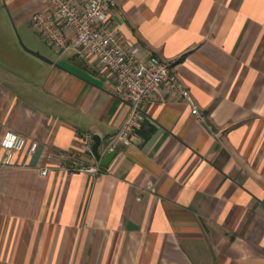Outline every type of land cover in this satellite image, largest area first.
Segmentation results:
<instances>
[{
    "label": "crops",
    "instance_id": "obj_1",
    "mask_svg": "<svg viewBox=\"0 0 264 264\" xmlns=\"http://www.w3.org/2000/svg\"><path fill=\"white\" fill-rule=\"evenodd\" d=\"M40 2L0 0V142H37L0 165V264H264V0H115L110 26L170 62L203 119L158 89L95 176L60 154L95 162L80 137L104 145L128 101L74 43L20 46Z\"/></svg>",
    "mask_w": 264,
    "mask_h": 264
},
{
    "label": "built area",
    "instance_id": "obj_2",
    "mask_svg": "<svg viewBox=\"0 0 264 264\" xmlns=\"http://www.w3.org/2000/svg\"><path fill=\"white\" fill-rule=\"evenodd\" d=\"M114 4L115 0H41L28 16L31 28L53 48L63 51L74 43L79 54L104 67L111 75L115 93L128 101V115L117 132L99 147V158L89 163L73 151L62 152L61 160L56 164L62 175L77 172L98 175L102 168L100 159L107 151L114 150L117 142L131 145L132 135L145 118L146 102L160 88L171 92L189 107L194 116L203 119L193 94L174 72L170 62L152 55L142 57L137 45L122 42L120 27L108 23ZM80 142L87 152H92L90 133H84ZM36 145V141H29L24 135L5 132L0 142V165L12 164L16 153L26 147L31 153ZM47 172V167L41 168L42 174Z\"/></svg>",
    "mask_w": 264,
    "mask_h": 264
},
{
    "label": "rangeland",
    "instance_id": "obj_3",
    "mask_svg": "<svg viewBox=\"0 0 264 264\" xmlns=\"http://www.w3.org/2000/svg\"><path fill=\"white\" fill-rule=\"evenodd\" d=\"M13 34L16 37L17 41L21 40L25 48L30 49L28 46V41L32 40H42L39 35L31 28L29 23H25L20 27L16 28L13 26ZM20 44V43H19ZM21 46V44H20ZM22 47V46H21ZM23 48V47H22Z\"/></svg>",
    "mask_w": 264,
    "mask_h": 264
},
{
    "label": "water",
    "instance_id": "obj_4",
    "mask_svg": "<svg viewBox=\"0 0 264 264\" xmlns=\"http://www.w3.org/2000/svg\"><path fill=\"white\" fill-rule=\"evenodd\" d=\"M19 43L21 44V46L28 52H30L31 54L43 59V60H47L45 57H43L38 51H34V50H30L24 47V45L22 44L21 40L19 39ZM101 144V137L100 136H93V143H92V153L93 155L96 157V159L99 158V153H98V148ZM115 150H109L106 152V154L104 155L103 158H101V163L102 164H107L112 157L115 154Z\"/></svg>",
    "mask_w": 264,
    "mask_h": 264
}]
</instances>
